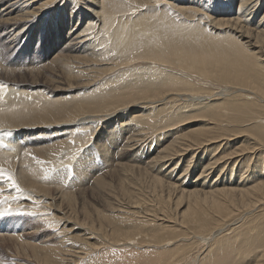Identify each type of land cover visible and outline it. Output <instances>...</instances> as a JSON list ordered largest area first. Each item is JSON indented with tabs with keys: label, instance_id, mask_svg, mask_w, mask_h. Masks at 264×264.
I'll return each mask as SVG.
<instances>
[{
	"label": "bare ground",
	"instance_id": "bare-ground-1",
	"mask_svg": "<svg viewBox=\"0 0 264 264\" xmlns=\"http://www.w3.org/2000/svg\"><path fill=\"white\" fill-rule=\"evenodd\" d=\"M1 5L0 54L14 49L39 27V38L49 33L55 35L57 42L60 37L65 38L63 48L53 59L62 66L70 61L66 66V75L70 77L72 73V78H82L88 86L97 83L96 75L102 71L99 67L114 65L116 60L123 63L134 55L146 62L144 73L135 78L133 83V72L122 74L103 85L100 83L103 87L100 96L71 108L63 106L54 112L61 115L60 119L64 116L60 120L62 125L75 126L69 133L65 129L52 135L63 146L75 140L78 142L74 150L64 151L69 147H61L64 156L85 150L97 130L105 135L100 155L104 164L95 167L86 162L82 164L81 160L75 163L77 169L86 168L88 179L107 166L121 168L122 164L117 161L126 155H129L128 158L137 156L139 159V164L131 168L146 175L145 183L148 186L144 193L151 194V205L139 198L140 193H135L130 200H122L126 206L120 205L118 199L104 200L103 210L114 215L108 213L101 216V213L94 211L96 219L111 226L115 246L120 245L117 244L120 242L125 246L132 245L141 237L138 238L140 233L132 234L116 227L113 220L120 224L144 223L148 226L159 223V230L171 237L166 242L180 236L184 241L198 240L196 244L202 242L209 249V245L225 230V224L230 223L228 227L237 224L233 220L228 222V217L246 215L251 212L249 208L264 207V84H256V81L264 83V64L261 63L264 58V11L259 21H254L264 0H0ZM223 32L229 34L226 39L230 43L229 52L226 51L224 56L209 57L204 61L197 54L189 52V38L192 36L211 37L216 34L219 37V33ZM166 67L183 75L184 81L196 82L201 90L209 92L208 96L197 97L192 89L184 88L186 85L183 83H180L182 89L170 93L155 92L172 81L168 75L152 78L163 71L159 68ZM1 72L3 70L0 69ZM63 74L55 77L61 78ZM238 81L245 84L250 81L254 87H233L232 83ZM7 85L0 78V90H4ZM130 91L134 94H130ZM137 102L145 105L141 109L152 114L148 117V124L140 111L130 112V108ZM191 112L205 120L202 122L206 123V133L216 136H204L201 139L194 137L186 141L172 139L169 131H160L163 124L165 126L173 118L171 113L177 117ZM8 114L10 111H0V120L10 119ZM227 114L229 116L225 117ZM71 115H74L72 120L64 122ZM12 118L25 120L30 116L21 113ZM222 122L226 128L235 129L250 123L244 138L251 142V147L243 149H247L249 154L242 151L229 155L218 153L223 146L213 145L221 142L220 138L228 132L221 128ZM206 126L211 128L206 129ZM153 129L159 132L150 138ZM15 130L0 124V159L23 149L22 143L14 139ZM235 133L240 134L239 131ZM131 171L123 172L121 184L139 182L138 185H143ZM223 171L226 174L224 180H221L220 174ZM233 173L238 180L232 179ZM213 174L218 175L208 182ZM193 175H197V185L194 189L184 190L187 178ZM6 177L0 176V198L7 197L5 207H9L7 202L17 206L23 200V189L18 185L19 192L9 188L10 181ZM133 191L139 192L136 188ZM17 193L19 196L15 197ZM28 193L24 196L34 200L31 203L36 206L27 208L36 210L41 207L58 212L63 218L57 219V223L49 222L54 227L71 224L67 230L59 231L60 247L48 250L44 255H34L35 260L43 264H64L62 256L70 255L76 246L80 250L88 246L97 249L100 244L91 243L90 240H96L93 236L102 240L104 229L101 224L86 223L81 227L73 223L63 211L44 202L45 197L42 195L33 191ZM102 194L107 196L106 192ZM185 198L189 199V203L182 216H192L194 207L196 215L193 220L176 221L171 213L161 209L164 205L173 204L180 211L186 207L181 205ZM212 207L223 212L221 219L214 218L204 210ZM75 230L83 231L82 239L75 241L70 236L69 233ZM263 230L252 238L254 252L246 253L247 258L240 264H264ZM209 235H212L211 238ZM142 238V243L157 241L156 235H145ZM218 239L224 241V237ZM179 249L177 247L173 255ZM255 250L258 254H255ZM232 253L233 256L243 254Z\"/></svg>",
	"mask_w": 264,
	"mask_h": 264
},
{
	"label": "rangeland",
	"instance_id": "rangeland-1",
	"mask_svg": "<svg viewBox=\"0 0 264 264\" xmlns=\"http://www.w3.org/2000/svg\"><path fill=\"white\" fill-rule=\"evenodd\" d=\"M263 11L264 5L257 11L254 21H259ZM57 19L58 21L60 20L59 16ZM58 21L56 22L59 23ZM215 35L211 37L192 36L189 38L191 46L189 52L197 54L204 61L208 60L209 57L224 56V53L226 51L229 52L230 49V43L226 39L229 34L226 32L219 33L218 36L220 38ZM65 41V38L62 36L59 38V42H57L53 33L39 38L38 27L24 42L18 43L9 52L3 51L0 54V69L3 70L0 73V78L8 83L4 90H0V111H10V114L7 115L10 119L6 121L0 120V124H5L8 127L16 129L14 131L16 135L14 139L21 142L23 146V149L19 152L5 155L0 159V173H2L0 176L10 175L12 180L23 189L21 193L23 200L19 201L17 206H12L10 205L12 202H7L9 203V207H5L4 202L6 201L0 198V211L7 209L11 213L10 215L0 217V264H43L35 260L33 256L36 254L44 255L46 251L60 247L59 238L61 235L59 231L61 229L65 231L71 226L70 224L54 227L53 223L49 222L57 223V219L63 217L58 212L44 208L41 209L40 204H38L40 209L38 207L36 210L34 208H27V206H36V204L31 203L34 200L31 198L27 199L24 196L29 194L28 191H33L45 197L44 202L50 204L52 208L58 211H63L73 223H78L81 227L86 223L89 225L101 224L103 226V242L98 236L93 235L96 240H90L91 243L98 242L100 244L97 249L88 246V248L80 250L75 245L76 247L70 255L62 256L64 264H217L218 262H223V260H225L224 264H240L241 261L247 258L248 254L246 253L254 252L252 238L263 230L264 207L249 208L251 212H247L246 215L241 214L239 217H228V222L233 220L237 224L232 227H228L230 223H227L228 225L225 224V230L219 236L224 237V241L221 242L218 239L219 237L215 238L209 245V249L206 245L201 244L202 242H199L200 245L196 244L195 242L198 240L184 241L180 236L172 241H168L169 243L166 242L171 237L159 230L157 227L159 223H151L148 226L144 223L120 224L114 220L113 224L116 227L125 229L124 231L132 234L140 233L138 238L141 237V239L134 241L132 245L125 246L121 242L117 243L120 244L118 246L113 244L116 240L112 236L111 226L96 219L94 211H97L99 214L101 213V216L108 213L114 215L109 211L105 212L103 210L104 200H107L106 198L109 200L118 199L119 204L123 206L124 202L122 200H130L135 193H140V197H138L145 203L150 204V201L153 200L151 194L144 193L147 192L146 187L148 186L145 183L146 175L140 174L134 168H131L133 165H137V160L139 159L136 158L137 156L128 158L129 155H126L117 161L122 164L121 168L107 166L105 170L95 173L94 176L88 179L86 168L77 169L78 165H76V162L81 160L82 164L86 162L95 167L101 166L103 163L102 156H100L102 155L101 147L104 144L105 135H103L101 130H97L85 150H80L81 153L80 151L77 152V150L75 153H72L73 155L64 156L62 155L63 149L61 147H69L64 151L69 149L74 150L78 142L75 140L63 146L52 135L57 131L61 132L65 129L69 130V133L71 129H75V126L62 125L60 120L64 119V116L60 119L61 115L59 116L58 113L54 114V112L63 106L71 108L100 96L103 94V87L100 83L103 85L106 81L116 79V77L122 74L133 72L131 79V83H133L135 78L144 73L143 69L147 66L146 62L140 60L136 55L123 63H119L116 60L113 62L114 65L99 67L102 71H98L96 75L95 79L97 81H95L97 83L88 86L82 78H72L74 76L72 73L70 77H68L69 74L66 75V66L70 61L64 66L54 61L53 58L63 48ZM6 45L4 44L5 47ZM1 47L2 45H0ZM261 63L264 64V58L261 59ZM150 66L153 67V65ZM18 68L25 69L18 71ZM159 70L163 71H160L159 75L157 73L155 76L152 75V78L168 75L172 78V81L158 88L155 92L164 91V93H170L175 89H182L180 83H183L186 85L184 88L188 87L192 89L197 94V97L208 96L209 92L207 90H201L196 82L190 81L192 82L190 83L189 81H184L183 75H179L180 73L178 72L176 73L175 69L166 67L159 68ZM60 74H63L61 78L55 77ZM187 77L191 78L189 75ZM232 84L233 87L247 88L249 85L254 87L250 81L247 84L240 81ZM256 84L259 86V84L264 83L256 81ZM223 91L226 93V90ZM130 94H134V92L130 91ZM242 94L248 95L247 93ZM216 102L220 103L221 101ZM139 104V102L134 103V106L130 108V112L140 111L146 124H148L150 121L148 117L152 114L140 108L145 105ZM21 113L28 114L30 118L25 120L12 118L14 115H20ZM74 115L69 116L64 122L71 121ZM170 115L173 118L171 117L172 119L168 120L165 126L164 123L160 131H169L172 139L178 138L187 141L194 137L201 139L204 136H216V134L206 133L204 128L206 123L202 122L205 120L198 118L199 116H196V113H185L177 117L173 113ZM224 116L227 117L229 114ZM248 127H250V123L242 124L236 127V129L231 127L226 128L225 123L222 122L221 128L228 130V132L220 138L222 139L221 142L213 146H223L218 151L221 155H229L232 152L238 151L249 154L247 149L243 150L244 148L249 149L251 147V142L245 141L244 138V136H247L245 132ZM208 128H211V126H206V129ZM156 129L150 131V138L159 132H155L154 130ZM236 131H239L240 134H236ZM154 156L153 154L152 157ZM37 161H42L43 163H37ZM126 170H132L131 172L136 176V179L143 182V185H138L139 182H133L134 185L121 184V175ZM225 172L223 171L220 174L221 180H224ZM217 175H211L208 182L214 180ZM236 176L233 173L232 179L238 180ZM196 179L197 175L189 176L186 180L187 184L184 185L183 189H194L197 185ZM200 182H203V180ZM0 185L2 184L0 183ZM135 188L139 192L133 191ZM9 192L11 193V191ZM103 192H106L107 196H103ZM17 195L19 196L17 193L15 197ZM25 203L29 205H25ZM187 203H189V199L185 198L181 201V205H186V207L180 211H177L178 208H175L173 204L164 205L161 209L171 213L176 221L183 219L185 221L189 219L193 220V217L196 215L194 207H192V216H182V212L187 208ZM142 205L146 208L144 203ZM204 210L215 216L214 218L221 219V215H223V212L219 211L216 207L205 208ZM107 221L110 222L112 220ZM69 234L75 241L83 238V231L81 230H75ZM145 235H156L157 241L153 243L150 240L149 244L146 242L142 243L144 240L142 237ZM211 236L209 235L210 238ZM177 247H180V249L173 255L172 252ZM229 248L231 249L229 250ZM232 252L243 254L233 256ZM255 254H258V251L255 250Z\"/></svg>",
	"mask_w": 264,
	"mask_h": 264
},
{
	"label": "snow or ice",
	"instance_id": "snow-or-ice-1",
	"mask_svg": "<svg viewBox=\"0 0 264 264\" xmlns=\"http://www.w3.org/2000/svg\"><path fill=\"white\" fill-rule=\"evenodd\" d=\"M37 163H43V162H42V161H37ZM69 171H70V170H69ZM0 174H2V173H0ZM6 179H7L8 181H10V183H9V188H11V189H15L17 192L20 191V189L17 187V184H16L14 181H12V177H11L10 175L7 176ZM3 199L6 201V200H7V197H4ZM10 214H11L10 211L7 210V209H5V210H3V211H0V217H2V216H6V215H10ZM19 214H22V213H19Z\"/></svg>",
	"mask_w": 264,
	"mask_h": 264
}]
</instances>
